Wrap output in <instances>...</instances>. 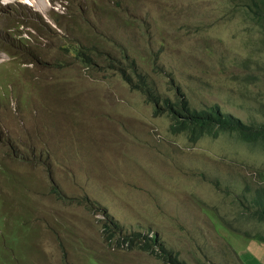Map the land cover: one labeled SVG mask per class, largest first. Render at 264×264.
Instances as JSON below:
<instances>
[{
	"label": "rangeland",
	"instance_id": "374dc122",
	"mask_svg": "<svg viewBox=\"0 0 264 264\" xmlns=\"http://www.w3.org/2000/svg\"><path fill=\"white\" fill-rule=\"evenodd\" d=\"M69 3L0 0V264H165L117 243L149 228L189 264H263L264 224L239 218V201L264 187V152L234 133L173 132L163 101L122 75L132 64L162 100L182 92L264 123V90L242 87L233 63L264 53L242 0Z\"/></svg>",
	"mask_w": 264,
	"mask_h": 264
},
{
	"label": "trees",
	"instance_id": "16d2710c",
	"mask_svg": "<svg viewBox=\"0 0 264 264\" xmlns=\"http://www.w3.org/2000/svg\"><path fill=\"white\" fill-rule=\"evenodd\" d=\"M240 5L244 8L245 15L250 14L252 21L257 23L260 30L262 28L264 33V0H242V4ZM259 42L264 46V38ZM79 53L83 55V58L87 62V66L93 64V60L87 52L79 50ZM233 63L236 64V66H242L246 71V75L239 78V84L242 87L247 88V84L253 83L264 90V53L256 59L248 57L246 60H241L239 63L235 61ZM113 66H116V60L114 61ZM130 69L131 75L133 76V73L135 72L132 64H130ZM122 75L125 80L132 83L133 89L141 90L146 93L149 102L152 101L158 104L163 101V108L169 113L172 119L171 130L173 132H186L192 141H196L204 134L217 136L220 132L234 133L240 141L258 147L259 149L261 148L262 152H264V123L259 125L247 123L239 117H236L229 112H225L217 103L204 108H194L190 105L188 99L185 98V95L182 92H180L179 98L176 102L172 101L170 97L162 100L160 96L152 92L150 86L145 81L144 76H139L137 83H134L131 75L127 73V67H122ZM256 101L258 102V107L255 106L257 107V111L264 115V102H262L261 99H256ZM247 193L249 194L250 199L244 198L249 200L242 203V211L239 218L244 219L245 217L253 219L259 223H264V187L250 191L247 189L246 194ZM104 215L108 219V221H106V230H109L110 232V225L113 226V230L108 236V239L112 240L115 231H121V229H119L120 223L117 222L113 215L107 210H105ZM141 236H144V234L133 232L131 235H127L126 240H128L129 243H132V245L137 242V247L140 249L152 250V246L154 245V242H156V239H152V241L140 245L141 241L139 237ZM258 241H264V238L260 237ZM122 242L124 243L125 241ZM161 247L163 251L152 252L160 256L166 264H189L185 259L180 257L179 252L168 250L164 243ZM262 263L264 264V260Z\"/></svg>",
	"mask_w": 264,
	"mask_h": 264
},
{
	"label": "clouds",
	"instance_id": "9594fccd",
	"mask_svg": "<svg viewBox=\"0 0 264 264\" xmlns=\"http://www.w3.org/2000/svg\"><path fill=\"white\" fill-rule=\"evenodd\" d=\"M3 1L7 5L17 4V3H24V4H26L28 6H31V7L34 6V9H38L41 12H45V8H53L54 10H56V12L59 11L61 13V12H64L66 10V8L69 6V4H70L69 2L71 0H3ZM78 54H80L79 51H78ZM203 177L206 179L205 176H203ZM213 186L216 189V187L218 186V183L217 182H213ZM247 189H249V188L247 187ZM249 191H250V189H249ZM56 192L59 193L60 190L56 189ZM244 198H249V197L247 196L246 193H241V195H240V199L241 200L239 201L240 206L242 205V203H245L246 200L250 199V198L249 199H244ZM218 203H220V202H218ZM218 203H216V204H218ZM105 210L106 209L104 208L103 209V216H104L105 221H108V219L104 215L105 214ZM213 217H214V215H213ZM106 224H107V222H106ZM261 224H264V223H261ZM110 226H111V230H110V232H111L113 230V226L112 225H110ZM105 228L107 229V225H105ZM149 229H150V231H149ZM149 229H147V233H144V236L139 237V239L141 241L140 245H143V244H145V243H147L149 241H152V239H156V242H154V245L152 246V250H146V251L151 252L153 254H155V253L152 252V251H159V252L163 251L161 246H162L163 243L165 245V242H164V239L162 238V236L160 237L161 233L159 231H156V232L153 231L152 228H149ZM106 232H109V230L108 231L106 230ZM113 238H114V236H113ZM113 238H112V240H113ZM112 240H110V241H112ZM122 241H125V242L123 243ZM117 243L118 244H122V245L132 244V243H129L128 240H126V237H121L120 239L117 240ZM167 249L171 250L168 247H167ZM155 255H157V254H155Z\"/></svg>",
	"mask_w": 264,
	"mask_h": 264
},
{
	"label": "crops",
	"instance_id": "0c3cea01",
	"mask_svg": "<svg viewBox=\"0 0 264 264\" xmlns=\"http://www.w3.org/2000/svg\"><path fill=\"white\" fill-rule=\"evenodd\" d=\"M263 260H264V257H263Z\"/></svg>",
	"mask_w": 264,
	"mask_h": 264
}]
</instances>
